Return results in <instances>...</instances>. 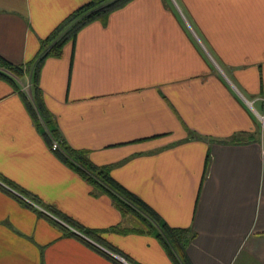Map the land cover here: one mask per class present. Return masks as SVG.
I'll use <instances>...</instances> for the list:
<instances>
[{"label":"crops","instance_id":"0c3cea01","mask_svg":"<svg viewBox=\"0 0 264 264\" xmlns=\"http://www.w3.org/2000/svg\"><path fill=\"white\" fill-rule=\"evenodd\" d=\"M88 1L0 0V55L33 61ZM38 87L63 143L193 231L187 264H264V0H130L45 57ZM23 93L0 78V264H175L154 236L110 230L127 221Z\"/></svg>","mask_w":264,"mask_h":264},{"label":"trees","instance_id":"16d2710c","mask_svg":"<svg viewBox=\"0 0 264 264\" xmlns=\"http://www.w3.org/2000/svg\"><path fill=\"white\" fill-rule=\"evenodd\" d=\"M128 1L130 0H90L78 7L48 37L41 41L39 55L33 61L26 64H15L0 55V78L7 81L15 91L25 92L23 95L28 99V104L35 109L36 118H39L45 127L44 136L47 142H51V144L53 141L57 142L56 154L60 160L92 187V194L108 196L119 211L121 218L127 221L125 226L117 225L112 227L111 231L120 234L152 235L159 241L175 264H187L185 249L194 235L193 231L190 228L171 227L166 224L145 201L112 177L110 166L96 165L89 159L86 150L74 149L63 143L54 120L44 106L38 87L39 69L45 57H60L64 44L74 41L77 32L84 25L96 19L106 20L110 12L122 7ZM27 84L28 90L25 91L24 87ZM240 138L241 136L238 135L218 141L233 143ZM4 182L15 188V185L8 180L4 179ZM16 189L18 190L15 192L37 202V199L31 194L19 188ZM10 193L26 203L16 193ZM79 231L90 237L97 233L85 228H80Z\"/></svg>","mask_w":264,"mask_h":264},{"label":"built area","instance_id":"2783aa9c","mask_svg":"<svg viewBox=\"0 0 264 264\" xmlns=\"http://www.w3.org/2000/svg\"><path fill=\"white\" fill-rule=\"evenodd\" d=\"M25 91L28 90V84L24 87ZM259 118L262 119L264 121V116H261L259 115ZM51 149L53 151H56L58 149V144L56 141H53V143L51 144ZM14 193H16L20 198L24 199L26 202H28L29 204H32V205H35L32 200L28 199L27 197H24L23 195H21L20 193H17L14 191ZM50 215V214H49ZM53 219H55L56 221L58 222H62L59 218H57L56 216L54 215H50ZM64 225H66L64 222H62ZM68 226L73 232H76V233H79L76 229H74L73 227L69 226V225H66ZM118 257V256H117ZM120 260H122L125 264H129L127 263L125 260H123L122 258L118 257Z\"/></svg>","mask_w":264,"mask_h":264},{"label":"rangeland","instance_id":"374dc122","mask_svg":"<svg viewBox=\"0 0 264 264\" xmlns=\"http://www.w3.org/2000/svg\"><path fill=\"white\" fill-rule=\"evenodd\" d=\"M261 116H264V113L260 114ZM261 123L263 124L264 126V121L262 119H260Z\"/></svg>","mask_w":264,"mask_h":264}]
</instances>
